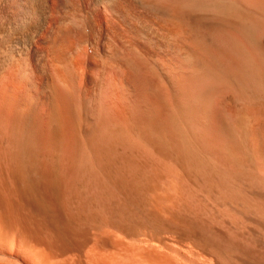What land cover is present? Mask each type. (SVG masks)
Instances as JSON below:
<instances>
[{
  "label": "bare ground",
  "instance_id": "1",
  "mask_svg": "<svg viewBox=\"0 0 264 264\" xmlns=\"http://www.w3.org/2000/svg\"><path fill=\"white\" fill-rule=\"evenodd\" d=\"M135 207L221 264L264 239V0H0V264Z\"/></svg>",
  "mask_w": 264,
  "mask_h": 264
},
{
  "label": "rangeland",
  "instance_id": "2",
  "mask_svg": "<svg viewBox=\"0 0 264 264\" xmlns=\"http://www.w3.org/2000/svg\"><path fill=\"white\" fill-rule=\"evenodd\" d=\"M138 209H140V207L139 208L135 207V215H134L135 218L134 219L135 220L137 219L139 221L143 217V211H142L143 209H140V210ZM140 212H142L141 213L142 215L140 214ZM137 214L139 216L141 215L140 216L141 218ZM138 217L140 219H138ZM132 218L130 219L132 222L129 220V223L128 222H127L128 224L126 223V225H128L127 227H131L129 228V230L131 229L130 231L132 232V233L130 232L131 236H128L129 239L126 238V236L121 238L122 235L121 237H119L120 234H118V236L115 237V234L111 232L108 233V231H104V229L99 227L98 225H95V226L86 225L85 226L86 228L84 227L85 230L83 229L84 231L82 232V235H84V232L86 230L87 231L84 236L80 237L81 241L83 240L82 241L83 246L79 245L76 250L75 249H69L66 251L64 250V252L62 251V254L60 253V256L58 254L57 257L59 258L61 257L62 259L70 261V262L73 260V262L77 264H90L88 257L90 255L89 250L91 249L92 251H95V253H97V250H98L97 255L99 257L102 256L101 260L99 258L100 264H113V263L114 264H127V262L128 264H150L151 262H152L151 264H157V263L158 264H221L217 260L216 256L213 254V251L210 245H206V244L203 245L198 240L197 242H190L187 235L183 234V232H181L179 228L169 229L168 227L166 229V227L165 228L156 227L157 228L156 229L154 224L151 223V221L148 219L142 218L143 220H145L144 222L143 220L140 222L138 221L135 222V220ZM146 220L148 222H146ZM134 222L136 224L138 222V225L133 224ZM141 222H143L142 225H140ZM145 223L146 224L148 223V224L145 226ZM149 223H150V226H149ZM131 224H133V226H131ZM151 225L154 227H152ZM138 227L140 229L136 232ZM141 228H143L142 231H141ZM220 229L222 230L223 228L220 227ZM146 230L148 234L146 233ZM237 232H238L239 237H241L243 240H247L251 237H255L256 243H257V244L255 243L254 245H250V246H244L245 247L244 249H242L243 248L242 246H239V248L240 247L242 248H240L239 250L237 249L238 254L235 257V260L238 262V264H264V239H263V236H262L263 234L261 233L260 229L252 225L251 222H249V224L246 223L240 229H237ZM146 236L148 237L146 238ZM143 247L144 248L146 247L145 250ZM160 247L161 249H159ZM139 249H141V251ZM241 249L242 251H240ZM114 250H115V253H114ZM92 251H91V254H92ZM127 257L129 261L127 260Z\"/></svg>",
  "mask_w": 264,
  "mask_h": 264
}]
</instances>
